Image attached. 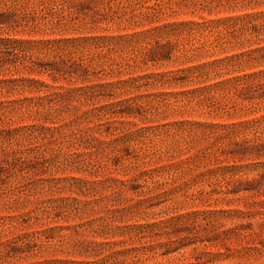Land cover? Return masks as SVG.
<instances>
[{
  "label": "rangeland",
  "instance_id": "1",
  "mask_svg": "<svg viewBox=\"0 0 264 264\" xmlns=\"http://www.w3.org/2000/svg\"><path fill=\"white\" fill-rule=\"evenodd\" d=\"M0 264H264V0H0Z\"/></svg>",
  "mask_w": 264,
  "mask_h": 264
}]
</instances>
